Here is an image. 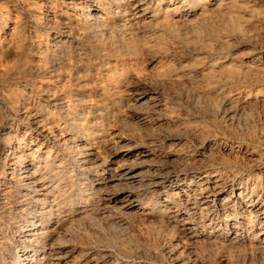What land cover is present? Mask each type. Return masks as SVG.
Masks as SVG:
<instances>
[{"label":"rangeland","instance_id":"rangeland-1","mask_svg":"<svg viewBox=\"0 0 264 264\" xmlns=\"http://www.w3.org/2000/svg\"><path fill=\"white\" fill-rule=\"evenodd\" d=\"M64 1L0 0L12 11L0 17V264H264V0H150L106 19L102 0L98 22L70 31ZM56 33L67 46L54 61L43 42ZM64 96L68 112L54 106ZM33 115L51 134L25 152ZM80 145L95 148L90 164ZM27 156L45 197L12 175ZM134 162V181L100 188ZM31 217L41 234L24 243Z\"/></svg>","mask_w":264,"mask_h":264},{"label":"bare ground","instance_id":"bare-ground-1","mask_svg":"<svg viewBox=\"0 0 264 264\" xmlns=\"http://www.w3.org/2000/svg\"><path fill=\"white\" fill-rule=\"evenodd\" d=\"M104 1V0H103ZM108 2H103L105 3L102 8H101V14H103L105 17L104 19L108 18L111 14L116 16H120L122 14L128 13L130 16L132 17H139L141 15V13H144V9L146 8L148 2L150 0H107ZM160 1V0H159ZM102 0H67L64 1L62 6L65 9L64 11H62V17L64 18L65 21H67V28L69 29V31L71 29H74L73 26L75 25V21L78 20L79 18H84L85 20H91L94 21L96 20V18L94 17V15H92V12L95 11V8H97L98 4H101ZM45 4V3H44ZM161 4H157V7H160ZM36 7H38L39 11H43L44 8H51L49 7V5H44L43 4H39L36 3ZM45 9V10H47ZM55 10V9H54ZM1 15L0 17L3 18H8L10 13L12 12L9 6H5L3 8V10L1 11ZM51 12V11H50ZM47 13V12H46ZM58 15V10L54 11L52 14H50V18L56 19ZM145 15V14H143ZM49 16V13L48 15ZM102 16V15H101ZM112 17V16H111ZM110 17V18H111ZM123 17V16H122ZM103 18V17H101ZM124 18V17H123ZM112 19V18H111ZM82 20V19H81ZM103 20V19H101ZM135 20V19H134ZM97 21V20H96ZM56 22V21H55ZM80 21H78L79 23ZM84 22V20H83ZM98 22V21H97ZM102 22V21H101ZM110 22V21H109ZM12 23H16V20H14ZM86 23V22H85ZM95 23V22H94ZM80 24V23H79ZM84 24V23H83ZM106 25V24H105ZM94 27V26H93ZM108 26H106L107 28ZM11 28V27H10ZM78 28V27H77ZM110 28V26H109ZM79 29V28H78ZM105 29V28H104ZM88 30V29H87ZM68 32V31H67ZM79 32V31H78ZM75 33V32H74ZM77 33V32H76ZM81 33V32H79ZM78 33V34H79ZM52 36V37H51ZM51 36H47L45 37V41L43 42L44 46H50V42H52V45L50 47V56H52V60H56L53 57V52L54 49H57L58 47H62L65 49V45H66V41H63L67 35L63 34V35H59L58 33L51 35ZM70 36V34H69ZM73 36V35H72ZM73 39V38H72ZM76 40V39H75ZM69 42V40H68ZM71 45V44H70ZM79 45V44H78ZM67 46V45H66ZM44 48V47H43ZM54 48V49H53ZM70 48V47H69ZM141 48V47H139ZM138 48V50H139ZM79 49V48H77ZM144 49V48H143ZM62 53H60V56H58V61L62 62V60L64 59V53L65 51L61 50ZM77 51V50H76ZM75 51V52H76ZM69 52V51H68ZM79 52V51H78ZM67 53V52H66ZM74 53V52H72ZM83 54V53H82ZM81 54V55H82ZM69 55V54H68ZM67 55V56H68ZM78 55V54H77ZM56 56V57H57ZM126 56V55H125ZM66 60V59H65ZM53 61V62H54ZM65 63V62H64ZM55 67V66H54ZM32 68V67H31ZM236 71V70H235ZM67 83V82H66ZM61 84V83H60ZM82 84V83H81ZM46 90V87H43V91ZM56 90V89H55ZM145 91V90H144ZM29 95V94H28ZM21 104L18 106L17 105V109L22 110L23 113H27V111L30 109V102H28L29 100L25 97V94L22 92L21 93ZM17 96H15L12 99V102H17ZM51 100V99H50ZM27 103V104H25ZM70 103V97L69 96H64L63 98H61V100L57 103L55 102L54 106L59 105L61 108L66 109L67 105ZM67 111L64 110V112ZM68 112V111H67ZM31 117V116H30ZM65 117L59 116L56 118L55 122V129H57V131L61 132L65 130V126L63 123V119ZM33 120H34V132L35 135H32L31 137L29 136V139L27 142L23 143V151H28L30 149V145H33V142H37L38 141V136L42 137V139H46V137H48V135H50L51 131L50 127H52V123L45 118H41V117H37L36 115H33ZM233 137V136H232ZM75 140V139H74ZM81 140H84V138H81ZM73 142V141H72ZM42 144V142H41ZM41 147V146H40ZM85 147V146H84ZM83 146H78L75 150L78 159H80V163H82L83 165H87L90 164L89 161L92 159L91 157L95 156V153L93 154V150H95V148L93 146L88 147V148H84ZM87 147V146H86ZM70 148V147H69ZM39 151V150H38ZM46 151V150H45ZM97 151V150H96ZM48 152L51 153L53 152V150L48 149ZM30 153V152H29ZM43 153V152H42ZM47 154V153H46ZM51 155V154H49ZM48 155V156H49ZM55 155V154H54ZM29 156H27V158H25V162L15 165L12 164V166H14V168L12 169V175H15V177L17 179H19V181L21 182V185L24 189L27 188H32L34 189V186H36L37 184H39V182L41 181V178L38 177V169H39V163L36 161L35 157L32 158H28ZM55 158H57V156H55ZM261 158V157H260ZM15 161L19 159V157H15L13 158ZM135 163V162H134ZM130 164L128 163V166L122 169L117 170L114 174L109 175V176H103V177H99L97 179L98 181V185L100 186V188L102 187L103 189H106L109 187V185L112 186H120L123 183H127L129 184V182L134 181L135 178L138 176L137 175V171L139 168V164L135 163V164ZM93 164V163H92ZM55 165V164H54ZM126 166V165H125ZM141 166V165H140ZM99 175V174H98ZM97 176V175H96ZM153 177V176H152ZM155 177V176H154ZM160 178V177H159ZM229 178V177H228ZM151 179V178H150ZM183 180V179H182ZM158 182V181H157ZM112 184V185H111ZM126 184V185H127ZM173 184V183H172ZM195 184V183H194ZM132 185V184H131ZM164 185V184H163ZM213 185V184H212ZM217 186V185H216ZM219 186V185H218ZM50 186L48 185H40V187L36 188L33 190V193L41 195V196H46L50 190H49ZM205 188V187H204ZM216 188V187H215ZM222 188V187H221ZM226 189V188H225ZM129 187L124 188L121 190H119V196H122L123 199H125V201L127 202V204H129L130 206H132V203H134L135 201L131 200V193L129 192ZM205 191V190H203ZM204 193V192H203ZM210 195V194H208ZM223 195V194H222ZM24 197H27V200L33 199V196L27 195H22ZM108 195H106L107 197ZM184 196V195H183ZM201 196V197H200ZM200 201L199 203H201L200 205H204L205 208H208V210H210V208H212V203L209 202V196H203L202 194H200ZM233 196V195H232ZM106 197L104 199H106ZM23 204L26 203V201L22 202ZM217 203V202H216ZM223 203V202H222ZM247 203V202H246ZM245 203V204H246ZM37 204V203H36ZM249 204V203H247ZM258 204V203H257ZM40 205V204H39ZM41 206V205H40ZM245 207H250V206H245ZM193 208V207H192ZM257 208V207H256ZM193 210V209H192ZM205 210V209H204ZM246 210V209H245ZM263 210V209H262ZM178 212V211H177ZM39 213H37L38 215ZM202 214V213H201ZM256 214V213H255ZM40 215V214H39ZM198 216V215H197ZM260 216V215H259ZM194 217V216H193ZM32 218V217H31ZM178 218V217H177ZM35 219L36 217H33L32 219H30L29 221H27V225L26 228H24L21 231V236L19 237L20 239H24V243L28 242V241H33L36 238H38V236L41 234L39 233L40 230H38L37 228L39 227V225L35 224ZM179 220V219H178ZM197 221V220H196ZM204 222V221H203ZM185 225V224H184ZM191 225V224H190ZM194 225V224H193ZM259 225V224H258ZM195 226V225H194ZM187 238V237H186ZM53 254H55V250L52 249L50 250ZM48 256H51L50 254ZM62 256V255H61ZM31 256H25L23 258V262L24 264H38V261H36L35 259L30 258ZM50 258V257H49ZM56 258V257H55ZM64 258V257H63ZM62 257L58 256L56 259L52 260L50 263L49 259H46V262H42V264H60L62 262V260H64ZM43 259V258H42ZM41 264V263H40Z\"/></svg>","mask_w":264,"mask_h":264}]
</instances>
